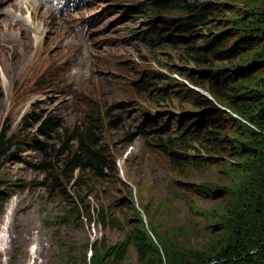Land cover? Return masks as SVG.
Here are the masks:
<instances>
[{
	"label": "rangeland",
	"instance_id": "1",
	"mask_svg": "<svg viewBox=\"0 0 264 264\" xmlns=\"http://www.w3.org/2000/svg\"><path fill=\"white\" fill-rule=\"evenodd\" d=\"M34 1L39 8L0 0V264H91L95 249L105 254L126 242L140 218L162 255L167 246L187 262L214 258L235 234L230 210L261 186L264 155L178 168L152 129L182 133L198 112L226 108L209 90L208 71L235 68L240 58L211 50L229 48L241 33L263 37L264 0L181 1L204 5L209 12L197 19L191 7L161 12L159 0ZM41 10L44 34L32 20L45 23ZM169 19H191L192 27L182 31ZM217 35L224 37L209 47ZM206 100L213 104L202 106ZM90 116L116 165L72 174L67 155ZM122 264H142L133 243Z\"/></svg>",
	"mask_w": 264,
	"mask_h": 264
},
{
	"label": "trees",
	"instance_id": "2",
	"mask_svg": "<svg viewBox=\"0 0 264 264\" xmlns=\"http://www.w3.org/2000/svg\"><path fill=\"white\" fill-rule=\"evenodd\" d=\"M181 1L184 2V0H159L155 6L163 13L191 7L192 12H195L193 16L195 19L209 12L204 5L195 9V4L182 5ZM148 3H140L139 9L144 11ZM148 22L149 25L153 23L150 20ZM168 23L172 27H179L182 31L192 27L191 19L178 21L169 19ZM151 31L160 34V31L154 28ZM223 37L224 35H217L210 41L209 47ZM224 44L212 49V55L221 58L239 57L241 64L232 69H212L208 72L211 73L212 78L209 90L225 104L226 108H209L207 112L196 116L191 123L186 124L182 133L174 132L163 136L160 133L164 126L152 129L158 132L156 140L161 153L178 168L187 167L204 171L219 163L222 155L235 153L236 156L246 159L248 163H255L256 157L261 153L264 155V58H259L260 51L264 49V36L260 38L241 33L229 48H219ZM153 76L158 74L154 73ZM153 76L144 82L141 89L147 90L152 85ZM208 104L213 102L206 100L202 106ZM44 120L45 118L40 120V123L43 124ZM54 122L50 119L49 129ZM98 122V119L90 116L84 124L85 132H78L76 149L67 155L65 163V169L72 174L77 169L84 173L93 172L100 175L104 167L109 169L115 167L116 160L112 162V166L107 159V151L101 145L100 135L97 134ZM182 124L183 122L179 124L178 129ZM78 129L79 127L77 131ZM25 142L24 140L23 143ZM35 143L46 150L51 147L37 138ZM4 145L5 140L2 136L0 148L2 149ZM262 158L264 161V157ZM224 171L230 176L229 168ZM56 183L58 180L55 176L53 185ZM258 183L261 186L251 193L242 208L230 210V217L235 224V234L214 258H199L195 262H187L178 252L167 246H164L162 255L145 228L143 219L140 218V226L130 231V238L126 242L105 254L95 249V253L90 258L91 264H122L129 243H133L136 247L142 264H214L215 259L220 260L221 264H264V177H261ZM220 193L225 194V191L221 190ZM2 212L1 205L0 214ZM86 212V217L91 218L93 209L89 207Z\"/></svg>",
	"mask_w": 264,
	"mask_h": 264
},
{
	"label": "bare ground",
	"instance_id": "3",
	"mask_svg": "<svg viewBox=\"0 0 264 264\" xmlns=\"http://www.w3.org/2000/svg\"><path fill=\"white\" fill-rule=\"evenodd\" d=\"M25 1H31V2H33V4L35 5V6H37V8H39V5L38 4H36L35 3V1L34 0H25ZM35 6H33L35 9H36V7ZM12 7V6H11ZM39 11V10H38ZM40 12V11H39ZM41 12H43V13H41V14H39V16L37 17V18H39V19H41L42 21H44L45 23H43V22H41L40 20H35V19H33L32 18V20H33V22H37V23H35V24H37L36 26V28H39L37 31H39L40 32V26L42 25V34H44L45 33V28H46V26H49V24H48V20L46 19V13L43 11V10H41ZM51 20V19H50ZM18 43V42H17ZM16 43V44H17ZM28 43V45H29V43H30V40L27 42ZM18 44H20V42L18 43ZM31 44V43H30ZM25 46H26V43L24 44ZM6 227H7V222L5 221V222H3V223H1V231L2 232H5L6 231Z\"/></svg>",
	"mask_w": 264,
	"mask_h": 264
},
{
	"label": "water",
	"instance_id": "4",
	"mask_svg": "<svg viewBox=\"0 0 264 264\" xmlns=\"http://www.w3.org/2000/svg\"><path fill=\"white\" fill-rule=\"evenodd\" d=\"M207 111H208V109H204V110L198 112V115H202L203 113H205V112H207Z\"/></svg>",
	"mask_w": 264,
	"mask_h": 264
}]
</instances>
